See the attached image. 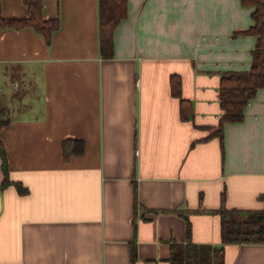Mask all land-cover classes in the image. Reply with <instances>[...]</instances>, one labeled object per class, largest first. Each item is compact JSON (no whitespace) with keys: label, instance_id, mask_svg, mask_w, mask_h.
<instances>
[{"label":"crops","instance_id":"0c3cea01","mask_svg":"<svg viewBox=\"0 0 264 264\" xmlns=\"http://www.w3.org/2000/svg\"><path fill=\"white\" fill-rule=\"evenodd\" d=\"M26 17L24 0H1ZM241 0H128L114 51L99 0H43L51 40L0 30V264H171V242L221 244L222 204L264 209V87L214 133L224 72L256 36ZM181 96L193 115L184 118ZM81 149L66 153L65 139ZM225 264H264V243L225 244Z\"/></svg>","mask_w":264,"mask_h":264},{"label":"trees","instance_id":"16d2710c","mask_svg":"<svg viewBox=\"0 0 264 264\" xmlns=\"http://www.w3.org/2000/svg\"><path fill=\"white\" fill-rule=\"evenodd\" d=\"M28 8L26 17H6L2 12L0 0V30L7 27L21 28L32 26L41 32L48 41L52 33L60 26L58 17L46 18L43 15V0H24ZM253 6L251 17L253 23L244 30L256 36V44L252 50V64L247 70H233L222 74L220 84V103L222 112L219 117L215 134L224 137L227 123L244 120L249 102L258 90L264 87V0H241ZM100 42L104 54L111 55L114 51V33L116 27L128 15V0H99ZM174 94L181 97V113L184 118L193 115L190 101L181 96V82L172 76ZM9 122L8 110L0 106V133L2 127ZM64 151L79 150L82 141L65 139ZM0 155L3 158L4 184L10 183L7 151L0 134ZM221 216V244L196 243L190 239L191 223L187 219V242H171V264H225V244L264 243V209L230 208L222 204L218 209Z\"/></svg>","mask_w":264,"mask_h":264}]
</instances>
